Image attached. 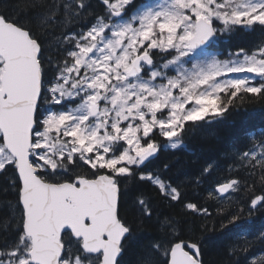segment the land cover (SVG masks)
I'll return each instance as SVG.
<instances>
[{
  "label": "snow or ice",
  "instance_id": "obj_1",
  "mask_svg": "<svg viewBox=\"0 0 264 264\" xmlns=\"http://www.w3.org/2000/svg\"><path fill=\"white\" fill-rule=\"evenodd\" d=\"M256 105L264 0H0V264H264Z\"/></svg>",
  "mask_w": 264,
  "mask_h": 264
},
{
  "label": "trees",
  "instance_id": "obj_2",
  "mask_svg": "<svg viewBox=\"0 0 264 264\" xmlns=\"http://www.w3.org/2000/svg\"><path fill=\"white\" fill-rule=\"evenodd\" d=\"M247 111H242L240 115L232 118L233 125L226 127L222 130V136L224 137V147H229L230 144L243 143L245 136L250 132H259L264 128V110L256 106H245ZM215 153H212L214 155ZM188 157L185 156V159ZM195 161L193 167H195ZM257 222H264V219L259 218L257 214ZM218 248H206L205 260L212 264L213 261L218 259Z\"/></svg>",
  "mask_w": 264,
  "mask_h": 264
}]
</instances>
